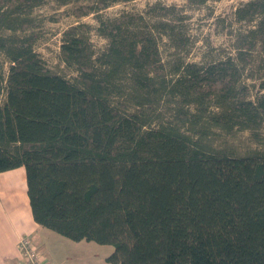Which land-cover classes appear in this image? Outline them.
<instances>
[{"label":"trees","instance_id":"1","mask_svg":"<svg viewBox=\"0 0 264 264\" xmlns=\"http://www.w3.org/2000/svg\"><path fill=\"white\" fill-rule=\"evenodd\" d=\"M44 1L0 0V52L10 62L7 77L0 72V172L25 166L34 219L112 245L108 264H264V151L215 150L200 124L259 138L264 0L236 8L249 27L236 33L235 55L170 71L146 13L99 14L129 0H61L80 3L79 17L94 13L108 40L97 53L87 24L69 26L60 51L68 74L45 66L32 34L18 35ZM153 26L182 43L178 25ZM167 95L182 102L177 121L152 112Z\"/></svg>","mask_w":264,"mask_h":264},{"label":"rangeland","instance_id":"2","mask_svg":"<svg viewBox=\"0 0 264 264\" xmlns=\"http://www.w3.org/2000/svg\"><path fill=\"white\" fill-rule=\"evenodd\" d=\"M248 0H129L110 5L100 10L104 18H113L125 12L146 13V22L157 37L163 61L168 63V71L174 69L178 61L207 63L209 61L235 55L236 33L249 27L246 22L237 21L233 14L236 8ZM80 3H62L61 0H45L34 6L28 13L26 31H18V35L32 34L34 46L44 64L53 72L68 74L67 68L60 58L61 43L64 31L72 24L85 23L93 48L98 53L105 50L108 40L101 36L97 29L98 20L94 13L77 16L76 9ZM174 5L173 10H169ZM169 11V12H168ZM168 12L167 16L162 13ZM169 20L178 25L182 33V43L176 46L165 32L157 30L153 23ZM145 22V23H146ZM10 62L0 52V72L7 77ZM252 70L245 72L244 81L251 82ZM259 85L253 87L250 95L256 93ZM6 98V89L0 94V103ZM182 102L178 97L165 96L156 104L153 113L159 114L163 121L178 120L182 113ZM154 124L160 121L155 119ZM202 125H209L204 134V142L215 150H222L234 156H247L264 151V124L258 130L259 138L254 136L251 129L234 128L226 131L202 121ZM20 263V262H19Z\"/></svg>","mask_w":264,"mask_h":264},{"label":"crops","instance_id":"3","mask_svg":"<svg viewBox=\"0 0 264 264\" xmlns=\"http://www.w3.org/2000/svg\"><path fill=\"white\" fill-rule=\"evenodd\" d=\"M31 238L46 264H108L114 247L73 240L40 225L33 216L25 166L0 172V264L22 261L19 241Z\"/></svg>","mask_w":264,"mask_h":264},{"label":"built area","instance_id":"4","mask_svg":"<svg viewBox=\"0 0 264 264\" xmlns=\"http://www.w3.org/2000/svg\"><path fill=\"white\" fill-rule=\"evenodd\" d=\"M19 247L22 255V261L19 264H46L30 237H21Z\"/></svg>","mask_w":264,"mask_h":264}]
</instances>
